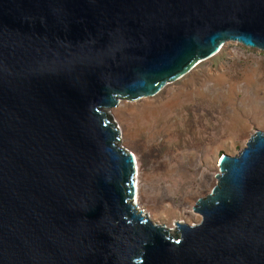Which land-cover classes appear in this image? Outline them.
I'll list each match as a JSON object with an SVG mask.
<instances>
[{"label": "water", "instance_id": "95a60500", "mask_svg": "<svg viewBox=\"0 0 264 264\" xmlns=\"http://www.w3.org/2000/svg\"><path fill=\"white\" fill-rule=\"evenodd\" d=\"M229 41L264 51V0H0V264H264L263 131L170 229L111 113Z\"/></svg>", "mask_w": 264, "mask_h": 264}, {"label": "rangeland", "instance_id": "374dc122", "mask_svg": "<svg viewBox=\"0 0 264 264\" xmlns=\"http://www.w3.org/2000/svg\"><path fill=\"white\" fill-rule=\"evenodd\" d=\"M111 113L137 159L138 209L170 229L198 224L193 208L217 185L223 154L264 132V51L226 42L157 95L121 100Z\"/></svg>", "mask_w": 264, "mask_h": 264}, {"label": "bare ground", "instance_id": "6f19581e", "mask_svg": "<svg viewBox=\"0 0 264 264\" xmlns=\"http://www.w3.org/2000/svg\"><path fill=\"white\" fill-rule=\"evenodd\" d=\"M135 162H136V168H137V173H138V163H137L136 157H135ZM135 203L136 204H139V188H138V183L135 184Z\"/></svg>", "mask_w": 264, "mask_h": 264}]
</instances>
